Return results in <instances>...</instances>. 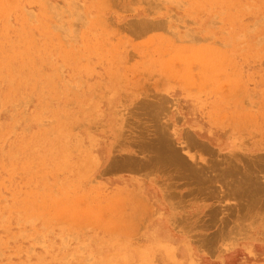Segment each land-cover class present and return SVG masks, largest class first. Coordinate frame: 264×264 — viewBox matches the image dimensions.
Segmentation results:
<instances>
[{
    "label": "rangeland",
    "instance_id": "374dc122",
    "mask_svg": "<svg viewBox=\"0 0 264 264\" xmlns=\"http://www.w3.org/2000/svg\"><path fill=\"white\" fill-rule=\"evenodd\" d=\"M0 264H264V0H0Z\"/></svg>",
    "mask_w": 264,
    "mask_h": 264
}]
</instances>
